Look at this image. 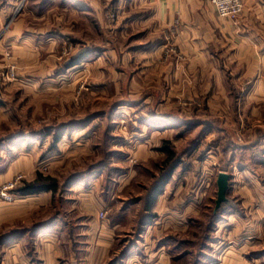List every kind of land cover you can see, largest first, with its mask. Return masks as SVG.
<instances>
[{
	"label": "rangeland",
	"instance_id": "374dc122",
	"mask_svg": "<svg viewBox=\"0 0 264 264\" xmlns=\"http://www.w3.org/2000/svg\"><path fill=\"white\" fill-rule=\"evenodd\" d=\"M143 3L144 0H0V22L3 25L0 28V175L7 173L10 165L12 168L18 163L19 169L10 179L0 176V210L9 212L13 217L11 223L6 225L5 233L22 224L23 219L12 222L14 216L20 217L28 212L31 204L23 200L29 196H18L16 188L23 181L31 180L36 172L64 182L70 174L85 171L90 164L106 159L113 168L112 178L117 179L118 174L135 169L136 175L132 182L119 191L120 193L117 185L111 181L106 188V174L110 171L93 173L102 177V195L109 193L106 199L109 210L107 214L102 211L103 217L100 216L101 213L99 216L105 220L108 218L111 222L118 221L121 231H125H119L115 239V251L118 252L116 257L128 245L136 242L133 246L135 247L141 241L137 238L139 207L132 209L135 211L134 221L132 211L120 218L118 213L122 203L116 201V197L124 198L126 204L128 200L145 193V188L154 180L153 175L160 171L158 165L165 158V153L159 150L163 141H169L183 159L177 178L186 180L191 176L196 182L199 179L205 181V199L202 201L201 210L198 215L190 217L197 218L203 224L207 223L204 214L214 211L217 170L227 169L233 176L232 180L241 174L237 164H232L228 150L249 141L247 134L250 129L246 127L253 123L245 121L241 124L233 123L234 135L227 138L207 136L204 125L197 124L198 126L194 125L184 131L177 129L161 139H151L152 146L159 143L156 149L162 155L150 151L148 155L138 154L133 158L128 156L126 145L133 140L132 135L137 136V129L143 125L141 121H134L135 116H140L142 112L147 114L150 107L139 105L134 114L126 103L128 100L138 102L142 96L138 86H141L142 69L148 66L142 53L149 45V33L163 34L144 17L149 9L143 7ZM87 50L89 53L83 60L67 67L70 60ZM131 76L136 77L137 82L133 84V91L128 89ZM183 79L188 81L189 76L184 74ZM236 86V89L230 91L233 98L239 97L241 86ZM180 98H187L186 94ZM182 103L180 106L161 108L159 113H174L191 119L211 116L204 106L194 107L188 100L186 105L184 100ZM259 103L256 118L264 121V101ZM217 109L214 108V112ZM155 110H158L157 106ZM229 110L236 117L237 114L249 115L252 108L230 107ZM87 119L92 120L86 126L75 125ZM61 124L70 125L71 131L63 135L53 150L50 148L52 134ZM216 124L219 125L218 122ZM47 128H50L51 133L43 135V130ZM20 133L28 136L30 133L35 134L28 140L14 138ZM40 133L41 135H37ZM173 141L179 143L173 145ZM196 144H199L197 149ZM262 149H257L252 159L264 164ZM108 152L115 154L107 156ZM252 159L240 158L238 162L253 169ZM213 164L215 169L203 173V167L209 168ZM254 171L258 179H264V165H255ZM3 195H9L12 200H5ZM61 195L58 192L53 196L54 200L57 199L59 203ZM228 198L232 203L225 208V214L222 215H226L228 207L242 212L241 202L231 194ZM44 211L45 209H41V212ZM42 215H39L40 219L45 217ZM195 232L200 233V229ZM189 234L185 231L180 236L194 238ZM212 234L217 238L216 230ZM217 241L212 243L214 260L207 264L217 262L223 254ZM195 247L190 245L184 249ZM168 248L169 253L173 244L170 243ZM188 258L192 260L191 256ZM180 262L183 264V261Z\"/></svg>",
	"mask_w": 264,
	"mask_h": 264
},
{
	"label": "crops",
	"instance_id": "0c3cea01",
	"mask_svg": "<svg viewBox=\"0 0 264 264\" xmlns=\"http://www.w3.org/2000/svg\"><path fill=\"white\" fill-rule=\"evenodd\" d=\"M143 7L149 9L144 17L163 34L149 33V45L142 53L148 66L142 69L141 86H138L142 96L138 102L128 100L126 103L132 112L139 105L150 107L147 114L142 112L135 116L134 121H141L143 125L134 128L138 132L137 136H131L135 142L130 140L126 145L128 156L148 155L150 151L162 155L156 149L159 143L152 146L151 139H161L177 129L184 131V123L188 121L204 125L211 138L232 137L233 123H253L246 127L250 129L249 141L228 150L232 164H237L241 172L231 180L229 195L241 202L242 212L228 207L226 215L218 221L215 230L223 254L212 264H264V179H258L254 171L255 165L264 164L252 159L254 152L264 146V121L256 118V108L264 101V0H246L235 21L220 18L210 0H144ZM182 74L188 75L189 80L184 81ZM135 78L131 76L129 90L133 91V84L137 83ZM236 84L241 86L240 93L233 98L230 91L236 89ZM182 93L187 98H180ZM181 100L184 105L188 100L194 107L204 106L211 116L191 119L174 113H159L161 108L183 105ZM230 107L252 110L249 115L233 117ZM214 108L218 109L214 112ZM176 141L173 145L179 143ZM197 148L199 144L195 145ZM245 157L253 160V169L238 162ZM181 165L156 196L151 207L156 217L145 227L138 246L133 247L125 259L112 263L118 253L115 239L121 225L99 216L102 211L107 214L109 210L106 204L109 193L102 195V177L92 175L87 182L78 180L71 184L60 196L59 203L51 192L23 199L31 205L28 212L14 216L12 222L23 219L22 224L13 229L19 232L14 238L0 244V264H170L166 239L187 231L189 218L199 214L205 199V181L196 182L191 176L186 180L177 178ZM10 166L8 174L1 177L10 179L19 171L18 163ZM212 169L215 164L203 167V173ZM135 175L132 168L118 174L117 179L112 178L111 182L121 192ZM116 199L122 203L118 216L122 218L132 211L134 221L132 209L139 205L124 209L125 199ZM42 214L45 217L40 219ZM12 218L9 212L0 210V234H6L4 230ZM35 227L34 234L28 232Z\"/></svg>",
	"mask_w": 264,
	"mask_h": 264
},
{
	"label": "trees",
	"instance_id": "16d2710c",
	"mask_svg": "<svg viewBox=\"0 0 264 264\" xmlns=\"http://www.w3.org/2000/svg\"><path fill=\"white\" fill-rule=\"evenodd\" d=\"M88 53L89 50L70 60V62L67 64V67H72L78 64L88 55ZM91 120L92 119H87L86 121L80 122V124L75 125H78V127L86 126ZM184 125L186 126L185 130H188L192 128V126L196 125V123L188 121L185 122ZM69 126L70 125L67 124H61L54 130L50 145L51 149H55L63 135L71 131V128H69ZM43 131V135H48L51 133L50 128H47ZM30 134L28 136V134L20 133L17 136H14V138L20 137L24 140L32 139L35 133H33L32 136ZM37 135H41V133ZM159 150L165 153L164 160L161 164L158 165L160 169L159 173L153 175V182L145 188V193L142 196L128 200L124 206V209H126L129 205H133L135 203L139 205L138 217L140 221L138 225L139 227L137 229L138 241L139 239H141L140 235L143 234L145 227L150 224L152 220L156 217V215L151 211V207L156 196L161 193L164 185L167 184L168 181L171 179L175 169L183 163L181 154L178 155V153L169 141H163V144L159 147ZM107 154V156H109L115 154V152H108ZM112 169L113 168L109 166V162L107 161V159L100 160L96 163L90 164L87 170L85 171L70 174L68 177L65 178L64 182H61L56 177L44 175L41 172H36L35 176L31 180L23 181L22 184L16 188V192L20 197L35 195L43 192H51L53 196H55L58 192L60 194L64 193L74 182L81 179H89L93 175V173L101 170L110 171L106 174V188H108V184L113 177V174L111 172ZM231 203L232 200L228 198V201L223 203L216 213H214L213 210L210 212V214L205 213L204 215L207 219L206 224H203V222L197 220V218H190L188 220L189 226L187 232L190 233L189 235L193 236L194 238H182L180 234L175 236H169L166 241L169 242V244H173V248L169 251V253L171 254L170 264H182L180 261H183V264H207L208 262L214 260L215 256L212 254V243L216 242L217 238L214 237L212 233L215 230L217 222L221 219L225 208L231 205ZM196 229H200V233L195 232ZM36 231L37 227L28 230V232L31 234H34ZM18 233L19 232L17 230H11L6 234L0 235V244H2L6 240L14 238ZM135 243L133 242L131 245H128L126 249L122 251L121 254L115 257L112 263H116L119 260L125 259ZM190 245L196 247L193 249H184V247H188ZM30 253L31 255H33L32 250ZM190 256L192 260H189L188 257Z\"/></svg>",
	"mask_w": 264,
	"mask_h": 264
},
{
	"label": "built area",
	"instance_id": "2783aa9c",
	"mask_svg": "<svg viewBox=\"0 0 264 264\" xmlns=\"http://www.w3.org/2000/svg\"><path fill=\"white\" fill-rule=\"evenodd\" d=\"M246 0H210L214 10L220 18L235 21L243 11ZM5 200L10 201L12 197L3 195ZM103 217V214H100Z\"/></svg>",
	"mask_w": 264,
	"mask_h": 264
},
{
	"label": "water",
	"instance_id": "95a60500",
	"mask_svg": "<svg viewBox=\"0 0 264 264\" xmlns=\"http://www.w3.org/2000/svg\"><path fill=\"white\" fill-rule=\"evenodd\" d=\"M232 174L227 171H220L217 175V196L215 199L214 213H216L223 203L228 201V193L231 186Z\"/></svg>",
	"mask_w": 264,
	"mask_h": 264
}]
</instances>
